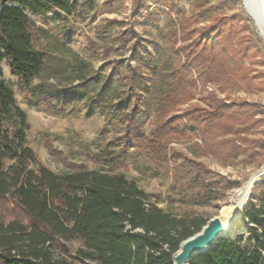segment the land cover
I'll return each mask as SVG.
<instances>
[{"label": "trees", "instance_id": "trees-1", "mask_svg": "<svg viewBox=\"0 0 264 264\" xmlns=\"http://www.w3.org/2000/svg\"><path fill=\"white\" fill-rule=\"evenodd\" d=\"M153 1L133 0L132 15L148 11ZM78 5L79 0H0V63H8L24 97H35L48 112H62L74 97L88 110L105 112L121 130L112 137L120 152L92 157L111 170L91 169L65 158L46 134L49 152L67 166L65 172L53 171L29 146L27 115L0 76V264H70L69 256L98 264H174L181 243L207 219L171 215L116 168L132 152L156 168L172 167L176 176L175 167L182 165L198 184L187 196L192 204L208 205L239 188L236 179L212 171L175 144L192 142L201 155L225 165L256 158L263 165L264 137L256 132H264V107L227 92L235 87L264 92L263 49L255 42L252 20L242 13L200 24L201 10L188 15L169 4L183 19L175 30L177 65L165 74L167 88L155 91L149 76L124 58L96 69L69 40H42L37 47L34 39L50 32L35 16L70 17ZM118 41L121 49L129 45L132 53L142 52L135 30L122 32ZM151 101L156 115L146 132L142 116ZM244 217L247 231L218 238L190 264H264V177L254 184Z\"/></svg>", "mask_w": 264, "mask_h": 264}, {"label": "rangeland", "instance_id": "rangeland-1", "mask_svg": "<svg viewBox=\"0 0 264 264\" xmlns=\"http://www.w3.org/2000/svg\"><path fill=\"white\" fill-rule=\"evenodd\" d=\"M132 4L133 0H79L78 9L70 17L59 12H52L45 18L35 16L37 24L50 32L47 36L40 34L34 39L35 43L40 47L42 40H69V44L88 58L96 69H100L108 60L124 58L126 62L131 61L149 76V84L155 91L164 90L168 82L165 74L177 65V60L173 57L175 30L183 21L182 17L172 13L168 6L178 4L188 15L201 10L200 24L208 23L217 16L236 12L246 15L252 20L251 29L255 34V42L261 46L264 54V37L246 11L242 0H154L149 10L140 16L132 15ZM133 30L139 33L143 42L140 54L132 53L129 45L122 49L119 45L118 40L122 32L131 34ZM90 42H93L95 47H92ZM256 68L261 70V65ZM107 70L112 71V67L109 66ZM0 76L13 91L18 105L27 115L28 144L44 165L57 173L67 171L64 161L52 155L45 145L44 137L49 134L54 145L68 160L85 163L91 169H112L111 166L92 158L95 154L106 156L120 152V147L112 143V137L121 130L105 112L88 110L80 97L67 101L62 112H48L39 106L35 97L29 100L24 97L18 78L6 61L0 63ZM227 92L234 98L256 101L264 107V92L239 87L230 88ZM155 115L156 106L154 101H151L142 116L146 132L151 129V120ZM256 135L264 137V132L258 131ZM175 147L188 157L204 160L212 171L229 175L240 182L241 186L252 173L261 168L258 158L246 161L239 159L225 165L211 156L201 155L192 142L178 143ZM125 163L117 167V171L125 173L150 195L152 201L175 216H201L210 221L219 214L223 206L231 203L238 189L227 190L218 200L208 205L192 204L187 201V196L196 191L198 184L189 169L177 165L176 176L172 173V167L156 168L146 158L135 157L133 152L125 157ZM247 238L248 234L244 236L245 244ZM74 246L78 247L79 243H74ZM68 261L70 264H98L72 256L68 257Z\"/></svg>", "mask_w": 264, "mask_h": 264}, {"label": "bare ground", "instance_id": "bare-ground-1", "mask_svg": "<svg viewBox=\"0 0 264 264\" xmlns=\"http://www.w3.org/2000/svg\"><path fill=\"white\" fill-rule=\"evenodd\" d=\"M246 3L247 5L244 6L246 11L254 19L261 35L264 37V20L261 8L254 6L253 0H246ZM259 170L252 173L248 180L237 189L234 197L232 196L233 199L231 203L220 209L217 215L223 225V231L220 233V236L234 239L238 234L248 230L249 226L244 217V209L254 183L264 176V174L259 173Z\"/></svg>", "mask_w": 264, "mask_h": 264}, {"label": "water", "instance_id": "water-1", "mask_svg": "<svg viewBox=\"0 0 264 264\" xmlns=\"http://www.w3.org/2000/svg\"><path fill=\"white\" fill-rule=\"evenodd\" d=\"M253 1H254L253 3L254 6L261 8L263 20H264V0H253ZM242 3L245 4L244 6L247 5L246 0H242ZM259 173L264 174V163L261 166ZM261 180L262 179L260 178V180L256 181L255 183L260 182ZM251 191H250V195H251ZM222 231H223V225L221 223V220L218 216H215L203 226L200 232L187 238L181 243L179 250L174 256V264H190V260L192 256L206 251L210 246L214 245L217 242L218 238L223 237L220 236V233Z\"/></svg>", "mask_w": 264, "mask_h": 264}]
</instances>
